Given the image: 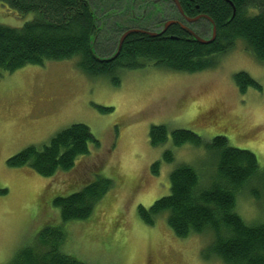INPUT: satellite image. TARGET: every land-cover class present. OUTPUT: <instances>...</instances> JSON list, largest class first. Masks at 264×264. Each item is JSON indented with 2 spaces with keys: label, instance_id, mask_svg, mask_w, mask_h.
<instances>
[{
  "label": "rangeland",
  "instance_id": "rangeland-1",
  "mask_svg": "<svg viewBox=\"0 0 264 264\" xmlns=\"http://www.w3.org/2000/svg\"><path fill=\"white\" fill-rule=\"evenodd\" d=\"M102 1L90 0L101 29L94 38L95 50L109 58L118 50L125 28L133 25L130 7L124 4L133 0L113 9L108 4L104 8ZM143 1L133 4V9L140 17L155 11L150 26L144 25L147 28L155 29L160 16L176 15L171 1L159 0L156 6ZM33 17L0 2L3 24L21 27ZM203 24L201 36L209 39L211 27ZM214 59L216 66L196 73L152 63L123 68L119 85L109 76L86 74L78 66V56L1 72L0 264H8L20 249L32 246L48 226L63 227L62 250L88 264H226L216 256L206 258L212 233L179 238L167 223V212L158 216L155 225L145 224L138 214L139 205L149 207L170 193V174L178 165L194 166L204 179L212 175L208 167L216 161L214 154L191 143L175 146L173 129H191L205 141L225 135L232 146L253 151L264 166V62L243 40ZM240 71L249 73L261 89L250 87L242 93L234 80ZM75 123L88 125L100 146L90 144L89 154L78 157L72 170L46 177L29 165H9L11 156L30 145L42 147ZM160 124L167 125L170 135L165 144L154 147L150 129ZM167 149L173 151V162L163 161ZM160 160L155 175L151 167ZM100 176L110 178L113 187L92 216L63 222L54 198L80 190ZM209 181L202 184L210 185ZM236 205L247 223L264 222V196L239 193Z\"/></svg>",
  "mask_w": 264,
  "mask_h": 264
},
{
  "label": "trees",
  "instance_id": "trees-1",
  "mask_svg": "<svg viewBox=\"0 0 264 264\" xmlns=\"http://www.w3.org/2000/svg\"><path fill=\"white\" fill-rule=\"evenodd\" d=\"M0 2L21 15L34 14L21 27L0 22V73L78 56V66L86 74L106 75L114 85H119L121 69L141 68L148 63L187 73L212 68L216 66L214 57L227 53L237 40H243L254 57L264 62V0H180L188 16L207 14L213 19L217 35L212 42L203 44L178 25H172L158 36L130 34L115 58L112 57L116 52L106 58L95 50L94 38L101 29L90 0ZM234 80L242 93L250 87L261 89L245 71L237 72ZM169 135L167 125H153L151 145L165 144ZM171 135L175 146L191 143L211 151L216 158L208 167L212 175L207 174L205 177L210 178L204 179L194 166L178 165L170 174V193L149 207L139 205L140 218L147 225H155L158 216L167 212V223L179 238L212 233L206 258L216 256L226 264H264V222L247 223L236 205L239 193L250 192L258 199L264 196V166L257 155L249 149L232 146L225 135L205 141L188 128L173 129ZM90 144L100 146L88 125L75 123L42 147L30 145L22 149L8 163L14 167L29 165L37 173L50 177L59 171L72 170L78 157L89 154ZM163 161H174L171 149L165 150ZM161 163L160 160L152 164L153 174H159ZM208 179L206 184H211L203 185L202 180ZM112 187L110 178L100 176L80 190L56 196L53 204L60 209L65 223L88 220ZM64 240L63 227L48 226L32 246L20 249L8 264H88L65 253Z\"/></svg>",
  "mask_w": 264,
  "mask_h": 264
},
{
  "label": "flooded vegetation",
  "instance_id": "flooded-vegetation-1",
  "mask_svg": "<svg viewBox=\"0 0 264 264\" xmlns=\"http://www.w3.org/2000/svg\"><path fill=\"white\" fill-rule=\"evenodd\" d=\"M125 1H129V0H125ZM138 1L139 0H133L132 4L131 3H127L126 4V2L124 3V0H103L101 5L104 8L108 7V5H112L111 9L115 8L116 5H119V4L121 5L123 3L125 5H129L130 13H131V19H132V23L131 24H133V25L130 28L129 27L126 28L125 32L127 30H129V29H139V30H143V31L153 32V33H161L164 30L165 25L168 23V21H175V23L171 24L170 26L178 25L181 29L186 31V33H188L189 35H191L190 31H193L194 33H196L199 36H201L202 35L201 31L206 29V28L203 27V26H205L203 24V21H204V22H206V23H208L210 25L211 30H212V34H213V30H214V26H215L213 19L207 14H198V15H196L194 17L188 16L186 14L183 6L181 5L180 0H178L180 5H178V3L175 0H166V1H171L172 2L171 3L172 4L171 8L174 9L175 14H176L173 18H163L162 19V17L160 16V17H158L157 25L154 26V27H156L155 29H152L153 26L147 28V26H144V25L150 26V24H148V22L151 23L150 19L152 18L153 13H155V11H153L152 13L150 11V12H147L146 14H142L141 17L138 16L136 14V9H133L134 5L136 6V3ZM143 2H145V4H152L153 6H156V5L159 4L158 3L159 0H144ZM104 3H106L105 6H104ZM147 7H149V6L147 5ZM150 8H152V6H150ZM125 14H127V13H125ZM157 14H158V12H157ZM162 24H163V26H162V28H160ZM168 28H167V30H168ZM216 29H217V27H216ZM136 33H144V32H136ZM163 33L164 32H162L161 34H163ZM144 34H147V33H144ZM161 34H158V35H161ZM211 37H212V35H211Z\"/></svg>",
  "mask_w": 264,
  "mask_h": 264
},
{
  "label": "water",
  "instance_id": "water-1",
  "mask_svg": "<svg viewBox=\"0 0 264 264\" xmlns=\"http://www.w3.org/2000/svg\"><path fill=\"white\" fill-rule=\"evenodd\" d=\"M175 1L178 3V5H180L179 2H178V0H175ZM179 7H180V6H179ZM173 23H175V21H168V23L165 25V28H164V30H163L162 32H165V31L167 30V28H168L171 24H173ZM136 32H144V33L149 34L150 36H157L158 34H161V33H162V32H161V33H153V32L143 31V30H139V29H129V30H127V31L123 34L122 38L120 39L118 50L116 51V54H115L112 58H115V57L120 53V50H121V48H122V45H123L125 39H126L130 34H132V33H136ZM190 33H191V35H193L194 38H195L196 40H198L199 42H201V43H203V44H207V43L212 42V41L216 38V35H217V29H216V27L214 26V30H213L212 37L209 38V39H205V38L199 36L198 34L194 33L193 31H190Z\"/></svg>",
  "mask_w": 264,
  "mask_h": 264
}]
</instances>
